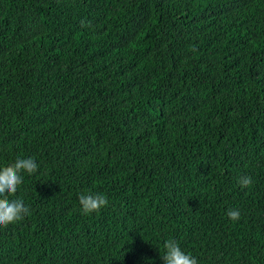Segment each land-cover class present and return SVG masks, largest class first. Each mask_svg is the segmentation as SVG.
<instances>
[{"label": "trees", "instance_id": "1", "mask_svg": "<svg viewBox=\"0 0 264 264\" xmlns=\"http://www.w3.org/2000/svg\"><path fill=\"white\" fill-rule=\"evenodd\" d=\"M17 156L39 170L0 264H164L169 238L264 264V0H0V167ZM84 190L108 205L83 214Z\"/></svg>", "mask_w": 264, "mask_h": 264}, {"label": "clouds", "instance_id": "2", "mask_svg": "<svg viewBox=\"0 0 264 264\" xmlns=\"http://www.w3.org/2000/svg\"><path fill=\"white\" fill-rule=\"evenodd\" d=\"M39 164L32 156H17L11 165L0 167V228L21 221L30 213L29 206L24 199L16 196L20 190L25 176L37 174ZM241 187H247L252 183V178L243 176L239 181ZM80 211L92 214L108 205V198L104 194H93L89 190L78 194ZM227 216L237 221L240 218V210L232 208L227 211ZM164 264H199L198 259L184 250L174 238L163 241Z\"/></svg>", "mask_w": 264, "mask_h": 264}]
</instances>
